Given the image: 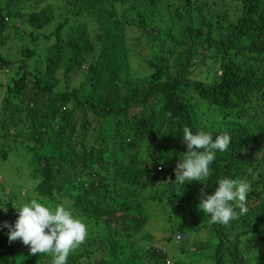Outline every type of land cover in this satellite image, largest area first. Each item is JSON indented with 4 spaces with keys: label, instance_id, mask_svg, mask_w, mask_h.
I'll list each match as a JSON object with an SVG mask.
<instances>
[{
    "label": "trees",
    "instance_id": "1",
    "mask_svg": "<svg viewBox=\"0 0 264 264\" xmlns=\"http://www.w3.org/2000/svg\"><path fill=\"white\" fill-rule=\"evenodd\" d=\"M61 6L65 14L53 0H0V65L8 63L1 48L10 52L9 40L21 44L8 57L23 56L20 76L0 85V163L23 150L30 171L25 181L12 162L17 177L3 184L31 188L33 199L62 203L83 220L86 238L67 264H173L143 229L157 221L172 226L177 217L183 224L167 226L172 235L164 239L176 245L190 229H211L217 242L208 264H264V0H61ZM12 19L25 28L17 37L8 32ZM134 28L138 35L127 34ZM143 49L152 53L137 64L146 73L138 75L130 56ZM200 59L204 69L194 72ZM122 74L129 75L125 83ZM75 76L78 85L69 86ZM184 126L214 137L227 132L230 144L216 153L206 177L183 187L174 169L187 151ZM225 177L249 184L247 213L198 225L207 217L198 209L201 189L211 193ZM14 190L0 185V206ZM0 214V264H51L50 253L31 254L19 238L10 241L4 225L14 219ZM116 215L132 229L107 228ZM240 234L254 240L240 248Z\"/></svg>",
    "mask_w": 264,
    "mask_h": 264
},
{
    "label": "clouds",
    "instance_id": "2",
    "mask_svg": "<svg viewBox=\"0 0 264 264\" xmlns=\"http://www.w3.org/2000/svg\"><path fill=\"white\" fill-rule=\"evenodd\" d=\"M29 8L30 6L27 4L22 10L21 13L25 16L23 19L26 18L25 14ZM9 25L10 31L8 32L11 33V36L14 33L17 37L22 31L25 32L22 23L20 24V19H16L14 23L10 20ZM15 55L5 57L9 64L0 65L3 76L7 75L3 71L7 72L9 69L12 71L10 75H7L9 76L8 81L6 83L0 81V85L12 84L21 74L20 67L23 58H16ZM17 61L20 63L16 66L15 62ZM0 91L2 93L1 101L4 96V88L0 87ZM182 142L186 144L187 151L183 153L184 155L176 164L174 181L184 187L185 183L199 182L209 174V166L214 161L216 153L224 152L228 148L230 135L223 132L214 137L211 132L200 129L193 130L189 126H184ZM143 151L144 148H142V153H144ZM3 183L4 179L0 175V185L6 188V193L11 191L6 187L8 183ZM249 190L250 186L244 180L231 177L218 179L211 193H205L201 189L198 209L206 214L212 223L227 224L247 213ZM13 207L17 210L18 215L12 225L5 222L4 226L9 229L8 239L13 241L19 238L23 244L29 246L31 254L50 253L52 255L51 264H67L69 252L86 238V224L81 218L74 216L62 203L52 206L29 198L26 202L13 204ZM0 210L7 211L4 204L0 206ZM177 234L179 232L174 234V237ZM153 247L166 254V248L161 244L154 243Z\"/></svg>",
    "mask_w": 264,
    "mask_h": 264
},
{
    "label": "rangeland",
    "instance_id": "3",
    "mask_svg": "<svg viewBox=\"0 0 264 264\" xmlns=\"http://www.w3.org/2000/svg\"><path fill=\"white\" fill-rule=\"evenodd\" d=\"M53 6L55 8H57L59 13L65 14L66 10L64 9L63 6H61V0H53ZM124 10H125L124 7L122 8L120 6L118 8V13L120 14ZM124 17H126V15H124ZM127 17L129 19L133 18L129 15H127ZM189 20L191 22L197 23V19H196L195 15L190 17ZM14 22H15V19H12V23H14ZM163 27H165L164 24H163ZM129 33H131L132 36L138 35L136 28L131 29L130 31H127V34H129ZM19 37L21 38L22 36L20 35ZM21 41L23 42V41H28V40L25 38ZM20 44L21 43H19L18 41L15 42V41L9 40V43L6 44V46L8 48H10V52L8 50L4 51V49L1 48V53L4 55V57L7 58L9 54H12L15 52L16 46L20 45ZM128 47L130 48V50L132 52L135 49H137V46L134 44V42L132 40L130 41V44H128ZM151 53H152L151 51H149L147 49H143V51L141 52V55H134L133 54L130 56V63H131L130 66L136 74H138V75L146 74V73H144L143 70H141V67L137 66V64L139 62H142V58H148L149 56H151ZM15 56H16V58H23L19 54H16ZM203 60L200 59V61L198 62V64L196 65V67L193 70L194 72H200L201 73V70L204 69ZM19 63L20 62H18V61L15 62V65L17 66ZM1 71L2 70L0 69V81L3 83H6L8 81V77H9L7 75H10L12 73V71L10 69L7 72L3 71L4 74H7L5 76L2 75ZM147 73H148V71H147ZM57 74L59 76H61L60 72H58ZM78 76H79V74H78ZM78 76H75L72 80L69 81V83H68L69 86H77L78 85V82L80 80V77H78ZM121 77H122L121 80L125 83V82H127L126 78L128 79L129 75L122 74ZM1 96H2V93L0 91V98H1ZM216 120L217 119H215V122H216ZM17 156L15 154H11V156L8 158L6 163H2V164L0 163V175L4 179L10 178V180H12V181L15 180L17 175L15 173V169L12 168V166H13L12 162H17L18 166L21 165V170L23 172H25L23 178L26 181L27 178L28 179L30 178L28 176V173L30 172L27 168L28 165H27V167L25 165V164H27L25 161L28 157L23 152V150H21L20 154ZM19 156L22 158V160L19 158ZM6 187L10 188L11 190H14L13 187H9L8 185H6ZM32 190L33 189L27 188V187L25 189L18 188V191H17V189H15L13 191L15 194L14 198H12L10 201H7L6 199L3 200L4 208L7 210L6 213L11 218H13L14 221L16 220L18 213H17V210L13 207V204H19L21 202H26L29 198H34ZM151 211L154 212L156 210L154 207H152ZM110 218H111V220L105 222V226L107 228H112L115 225H118V226H123L129 230L132 229L131 226L129 224H127L128 221L125 220L126 218L124 219L123 217H121V215L111 216ZM131 219L133 220V217H131ZM188 219L192 220V221L194 220L193 216H191V215H188ZM0 220H1V215H0ZM209 221H210V219L208 217H202L201 222H199L198 225L202 224L200 226H203L204 224H206V222H209ZM129 222L132 223L131 220ZM165 222H167V224H164V222H162V221L153 222L151 224L149 223V224L144 226L143 231L146 234L153 235L154 236L153 239L156 241L155 243L161 244L166 248V251H167L166 255L169 258L170 263L173 262V264H174L175 262H178L179 264H181L183 262H187L189 264H208L210 262L209 256L213 252L214 245L217 242L216 238L214 237L213 231L211 229H208V230L202 229L200 231L198 229H190L189 239L184 241V242H181L180 244L176 243V245H175L171 239H164V236L168 237V236L172 235L170 230H166L167 226H171V223L168 221H165ZM172 223H173V225L171 226L172 228L183 224L182 219L180 217L174 218ZM176 232L174 234H176ZM249 240H254V238H252L246 234H240L238 236V241H239L238 246L240 248H244L245 244L248 243ZM141 245H143V244H141ZM200 246H202V248H198ZM19 252H21V251L19 250ZM93 254H96V252ZM95 256H97V254ZM245 260H247L248 263L254 262V259L252 257L251 258L245 257L243 259V261H245ZM240 264H243V263H240Z\"/></svg>",
    "mask_w": 264,
    "mask_h": 264
},
{
    "label": "built area",
    "instance_id": "4",
    "mask_svg": "<svg viewBox=\"0 0 264 264\" xmlns=\"http://www.w3.org/2000/svg\"><path fill=\"white\" fill-rule=\"evenodd\" d=\"M180 237H181L180 234H177V235H176V238H177V239L180 238Z\"/></svg>",
    "mask_w": 264,
    "mask_h": 264
}]
</instances>
